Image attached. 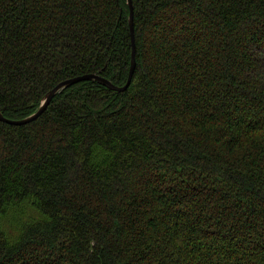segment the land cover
Masks as SVG:
<instances>
[{
    "label": "trees",
    "instance_id": "1",
    "mask_svg": "<svg viewBox=\"0 0 264 264\" xmlns=\"http://www.w3.org/2000/svg\"><path fill=\"white\" fill-rule=\"evenodd\" d=\"M135 66L0 121V264H264V0H131ZM127 0H0V112L127 79Z\"/></svg>",
    "mask_w": 264,
    "mask_h": 264
},
{
    "label": "water",
    "instance_id": "2",
    "mask_svg": "<svg viewBox=\"0 0 264 264\" xmlns=\"http://www.w3.org/2000/svg\"><path fill=\"white\" fill-rule=\"evenodd\" d=\"M127 3L129 5L130 8V14H129V29H130V43H131V56H130V67H129V72H128V76L126 79V82L122 85V86H115L113 85L109 80L94 74V73H86V74H82V75H78V76H74L72 78H68L65 80H62L61 82L57 83L53 88H51L49 91L46 92V94L44 95L41 103L39 104L38 108L36 111H34L32 114L22 118V119H8L5 118L1 112H0V121L9 123V124H24L27 123L33 119H35L36 117H38L46 108V106L48 105V103L50 102L52 96L61 88L68 86L70 84H73L77 81L80 80H97L98 82L108 86L109 88L113 89L114 91H123L124 89L127 88V86L129 85L130 79H131V75L133 73V69L135 66V47H134V36H133V13H132V3L131 0H127Z\"/></svg>",
    "mask_w": 264,
    "mask_h": 264
},
{
    "label": "bare ground",
    "instance_id": "3",
    "mask_svg": "<svg viewBox=\"0 0 264 264\" xmlns=\"http://www.w3.org/2000/svg\"><path fill=\"white\" fill-rule=\"evenodd\" d=\"M37 110V109H36Z\"/></svg>",
    "mask_w": 264,
    "mask_h": 264
}]
</instances>
